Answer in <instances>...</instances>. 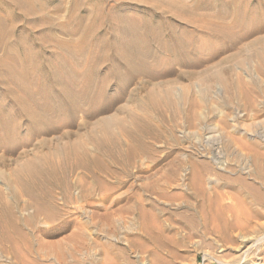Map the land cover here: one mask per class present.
Masks as SVG:
<instances>
[{"label":"rangeland","instance_id":"obj_1","mask_svg":"<svg viewBox=\"0 0 264 264\" xmlns=\"http://www.w3.org/2000/svg\"><path fill=\"white\" fill-rule=\"evenodd\" d=\"M95 1L84 0L76 23L75 0H21L37 11L29 16L31 30L23 28L27 18L17 22L25 41L48 50L35 54L40 70L45 60L59 66L57 54L67 56L56 38L80 44L79 34L59 26H85ZM234 1L193 15L217 34L204 25L179 26L186 52L147 58L143 64L154 76L128 84L117 61L120 72L103 99L64 115L50 134L23 132L18 147L9 142L12 151L0 152V187L34 245L25 260L0 248V264H264V4ZM121 7L118 14L142 20L149 11L132 0ZM10 19L0 3V20L9 26ZM124 29L120 37L129 40ZM136 126L145 130L140 141L128 133ZM105 131L118 142V159L103 156L108 167L100 179L83 168L70 172L68 191L55 187L56 216L39 212L27 194L13 201L8 176L24 161L79 140L95 153L91 138Z\"/></svg>","mask_w":264,"mask_h":264},{"label":"bare ground","instance_id":"obj_2","mask_svg":"<svg viewBox=\"0 0 264 264\" xmlns=\"http://www.w3.org/2000/svg\"><path fill=\"white\" fill-rule=\"evenodd\" d=\"M127 1L129 0H96L92 12L82 18L87 19L85 26H59L65 33L79 34L80 44L75 47V44L70 45L56 38L54 44L63 49L67 56L61 58L57 54L59 66L55 61L45 60L44 66L47 69L43 71L39 69L43 63L35 58V54L44 55L48 50L30 46L17 25L20 18H27L28 24L23 28L31 30L29 16L37 14L36 9L24 7L20 4L21 0H0L2 9L12 14L9 26H5L0 20V152L8 149L9 142H14L18 147L23 132L50 134L57 128L58 122L62 123L64 115L71 118L82 109L84 103L103 99L105 89L112 85L114 74L120 72L116 66L117 61H121L127 71L125 77L128 84L139 75L154 76L156 70L145 67L144 61L165 51L172 55L185 53L186 44L182 42L181 32L178 30L181 25L188 28L204 25L207 29L205 31L217 34L216 26L212 27L209 22L193 15H197L206 6H213L217 2L224 5L227 2L197 0L190 5L183 0H132L139 7L149 10L147 19L144 20L145 17L142 20L137 15L117 13V9L124 8L121 4ZM240 1L235 0L234 4L237 5ZM262 1L264 4V0ZM83 2L84 0H75L72 6V21L76 23H80L78 11L84 8ZM234 11L239 9L235 7ZM213 13L217 19L224 17L221 12ZM121 26L125 28L123 32L130 37L129 40L120 37ZM167 32L168 35H165ZM40 34L37 32L33 36L37 42ZM69 57L74 58V63L69 62ZM194 59L191 54L192 63H195ZM105 67H108V73L105 72ZM108 131H105L107 133L104 138L94 135L91 138L95 153L84 140L78 139L79 141L64 143L53 150L49 149L45 154H35L34 158L24 161L8 176L13 184V201H19L27 194L35 204L40 205L39 212L47 210L51 216H56L55 187L61 186L68 191L71 184L68 180L70 172L83 168L97 179L99 171L108 167L103 160L104 155L113 161L118 159V142L114 136L111 137V130V136ZM128 133L140 141L145 130L136 126ZM64 135L67 136L68 133ZM130 151L135 152L133 148ZM2 161L0 157V163ZM42 205H46V208ZM33 246V239L22 227L13 209V202L0 187V248L25 260L33 252Z\"/></svg>","mask_w":264,"mask_h":264}]
</instances>
